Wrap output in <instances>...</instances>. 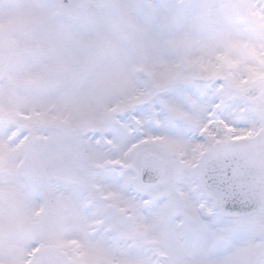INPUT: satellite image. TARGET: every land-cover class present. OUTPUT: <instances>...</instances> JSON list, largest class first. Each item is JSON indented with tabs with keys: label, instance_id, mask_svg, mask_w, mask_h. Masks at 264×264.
<instances>
[{
	"label": "snow or ice",
	"instance_id": "obj_1",
	"mask_svg": "<svg viewBox=\"0 0 264 264\" xmlns=\"http://www.w3.org/2000/svg\"><path fill=\"white\" fill-rule=\"evenodd\" d=\"M0 264H264V0H0Z\"/></svg>",
	"mask_w": 264,
	"mask_h": 264
}]
</instances>
